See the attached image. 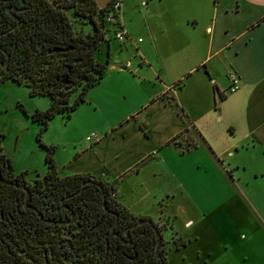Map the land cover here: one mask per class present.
<instances>
[{"label":"crops","instance_id":"1","mask_svg":"<svg viewBox=\"0 0 264 264\" xmlns=\"http://www.w3.org/2000/svg\"><path fill=\"white\" fill-rule=\"evenodd\" d=\"M120 19L129 39L110 41L103 77L54 116L58 174L112 184L133 215L173 217L193 238L188 264H264V0H121ZM160 172L175 179L149 199L156 213L133 210L148 193L127 202L120 186L158 190L143 187ZM182 173L200 175L196 198Z\"/></svg>","mask_w":264,"mask_h":264},{"label":"trees","instance_id":"2","mask_svg":"<svg viewBox=\"0 0 264 264\" xmlns=\"http://www.w3.org/2000/svg\"><path fill=\"white\" fill-rule=\"evenodd\" d=\"M25 1L28 7L18 14L20 21L16 25V17L7 11L9 0H0V85L10 79L27 86L33 96H48V108L36 109L31 115L45 129L55 115L69 117L85 99L88 89L103 77L107 65L103 56L99 57V51L104 48L107 60L109 43L117 39L115 32L121 23L107 19L114 0L103 7L96 0ZM73 16L82 19L88 29H77ZM46 149L48 170L31 187L18 179L23 178V173L14 174L11 159L0 144V264H54L62 260H50L51 249L58 256L64 249L77 256L104 246L97 232L109 231L114 217L98 226L92 218L101 208L103 197L90 199L91 219L79 230L73 224L58 221V217L53 218L51 209L57 206L60 193L79 187L91 176L79 173L60 176L54 159L55 146ZM93 179L105 188L108 205L112 203L135 218L112 196L116 193L112 184ZM24 185L30 191L29 206L25 203ZM145 236L144 246L151 253L156 238L149 232Z\"/></svg>","mask_w":264,"mask_h":264},{"label":"rangeland","instance_id":"3","mask_svg":"<svg viewBox=\"0 0 264 264\" xmlns=\"http://www.w3.org/2000/svg\"><path fill=\"white\" fill-rule=\"evenodd\" d=\"M125 2L129 5V0H125ZM73 20L77 29H80V27L88 29L87 25L83 24L84 21L82 19L73 16ZM104 55L105 51L102 47L99 51V57ZM49 104L50 98L48 96H33L29 93V88L23 84H18L15 81L7 79L0 85V144L2 151L11 159L14 174L18 175L23 173L24 177L28 180H34L45 173L48 167L46 162V146L51 145L49 140L61 131L60 122H62V119L60 115L58 117L56 116L51 118L45 129H42V124L37 120H34L31 116L36 109L41 108L42 105L49 106ZM185 147L189 148L191 146L186 145ZM180 177L183 180L186 178L187 192L196 198V194L198 193V189L202 183L197 179L196 187V182L191 184L190 179L191 177L196 179V177L198 178L200 175H183L182 173ZM174 179L175 178L173 176L170 178L165 173L160 172L155 179H152V181L149 180L148 184L143 187L144 189L153 188L154 184L158 183V190H136L134 192H129L127 187L122 185L120 186V195H122L127 202L131 201L134 203L135 201L136 203V197L141 195V193H148L146 196V199L148 200L145 202L143 201V203L140 202L135 204L133 210L137 212L147 211L156 213L155 209H157V205H151L149 199L153 198L154 195L159 197L162 193L161 187L168 188L169 186H172ZM176 185L178 188L180 187L177 183ZM180 189L183 188L180 187ZM178 192L179 191H175L174 193L178 194ZM184 197V194H181L180 196L178 194V197L174 201L172 200L170 202L173 206H176L177 201L184 199ZM123 208L128 211L125 207ZM179 209L180 211H184L185 208L184 206H179ZM151 215H153V219L156 218L155 214ZM134 216L142 217L136 215ZM157 223L162 229L165 242L173 241V239L176 238L177 234L172 226V224H174L176 228L173 217H169L164 220H157ZM196 229L202 231L201 235L205 238L204 234L207 233L204 232V226H197ZM64 234L71 237L70 233L67 231H65ZM188 253L189 256H191L193 254V249H189ZM183 256L184 255H182L180 251L172 248L167 256V264H188Z\"/></svg>","mask_w":264,"mask_h":264},{"label":"flooded vegetation","instance_id":"4","mask_svg":"<svg viewBox=\"0 0 264 264\" xmlns=\"http://www.w3.org/2000/svg\"><path fill=\"white\" fill-rule=\"evenodd\" d=\"M27 7L28 1L9 0L7 11L16 17V25L20 21L18 14L23 13ZM18 179L31 187L34 184V180L29 181L24 176ZM92 197H99L100 199L103 197L101 208H99L97 214L92 216L97 226L105 219L114 217L109 231L107 230L105 233L97 232L100 239H103V248L90 249L77 256L68 254L66 249L58 256L51 249L49 251L50 260H56V258L62 260L54 264H167V256L172 248L180 251L193 242V238L188 232V236H182L174 224L172 226L177 236L173 241L165 242L162 229L156 221L151 224L147 222L149 218H134L112 203L108 205L106 203L107 194L105 188L92 177L82 181L79 187L63 190L60 193L57 206L55 209L54 207L51 209L54 215L53 218L58 217V221H62L67 225L73 224L74 228L79 230L86 221L91 219L88 204ZM146 232L153 234L156 238V244L151 253H147V247L144 246ZM158 234L160 235L159 243ZM60 249L62 250V248Z\"/></svg>","mask_w":264,"mask_h":264},{"label":"built area","instance_id":"5","mask_svg":"<svg viewBox=\"0 0 264 264\" xmlns=\"http://www.w3.org/2000/svg\"><path fill=\"white\" fill-rule=\"evenodd\" d=\"M112 11L109 13V15L107 16V19L110 21H120V10H121V0H114L113 4H112ZM121 23V21H120ZM115 37L117 38L118 41L123 42L126 39H129V35L127 34L126 30L121 26L120 28H118L115 32ZM140 40V39H139ZM126 65H129V62L126 63ZM230 86L228 91H234L239 87V78L238 75L236 73H231L230 74ZM112 196L115 197L116 193L113 192Z\"/></svg>","mask_w":264,"mask_h":264},{"label":"water","instance_id":"6","mask_svg":"<svg viewBox=\"0 0 264 264\" xmlns=\"http://www.w3.org/2000/svg\"><path fill=\"white\" fill-rule=\"evenodd\" d=\"M96 1H97V4H98L100 7H103V6H105L110 0H96ZM0 179H2L1 172H0ZM24 188H25V190H26L25 203H26V206H29V205H28V197H29L30 191H29L27 185H24ZM147 222L153 224V221H152L151 219H147ZM159 242H160V235L158 234V243H159Z\"/></svg>","mask_w":264,"mask_h":264}]
</instances>
